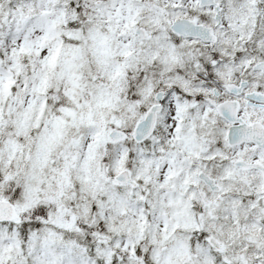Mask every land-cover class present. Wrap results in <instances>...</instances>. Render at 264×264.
I'll return each mask as SVG.
<instances>
[{"label":"snow or ice","instance_id":"obj_1","mask_svg":"<svg viewBox=\"0 0 264 264\" xmlns=\"http://www.w3.org/2000/svg\"><path fill=\"white\" fill-rule=\"evenodd\" d=\"M0 264H264V0H0Z\"/></svg>","mask_w":264,"mask_h":264}]
</instances>
